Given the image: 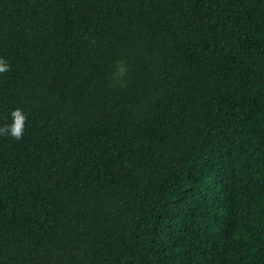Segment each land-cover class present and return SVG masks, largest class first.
<instances>
[{"label":"trees","instance_id":"1","mask_svg":"<svg viewBox=\"0 0 264 264\" xmlns=\"http://www.w3.org/2000/svg\"><path fill=\"white\" fill-rule=\"evenodd\" d=\"M0 264H264V0H0Z\"/></svg>","mask_w":264,"mask_h":264},{"label":"clouds","instance_id":"2","mask_svg":"<svg viewBox=\"0 0 264 264\" xmlns=\"http://www.w3.org/2000/svg\"><path fill=\"white\" fill-rule=\"evenodd\" d=\"M9 68L10 65L3 58H0V72H5ZM12 116L13 121L9 125L0 127V134H7L16 139H20L25 130L26 113L17 108L13 110Z\"/></svg>","mask_w":264,"mask_h":264}]
</instances>
